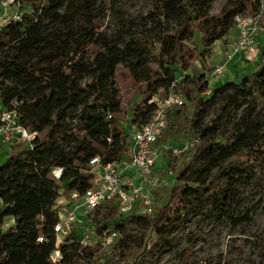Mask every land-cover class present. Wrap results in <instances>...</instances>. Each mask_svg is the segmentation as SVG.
Wrapping results in <instances>:
<instances>
[{
	"label": "trees",
	"instance_id": "obj_1",
	"mask_svg": "<svg viewBox=\"0 0 264 264\" xmlns=\"http://www.w3.org/2000/svg\"><path fill=\"white\" fill-rule=\"evenodd\" d=\"M29 2L33 13L0 32V103L5 110H16L20 124L38 134L32 150L21 149L0 164V264H52L57 199L89 187L86 171L93 157L99 156L104 163L126 157L130 137L121 119L115 79L120 65L135 85L144 84L143 102L133 109L129 126L147 123L154 111L149 103L152 97L167 95L177 85L195 107L190 131L200 134L195 155L202 163L193 176L188 175L189 165L183 166L173 178L167 202L153 217L119 216L116 207L109 205L105 207L109 215L93 219L96 233L102 236L111 223L130 217L149 225L159 238L178 226L192 207L215 195L222 196L221 217H229L234 203L231 188L224 182L216 191L219 181L214 180V170L234 157L242 162L230 171L239 172L240 178L250 182L257 169L264 173V49L249 75L225 82L208 97L201 96L207 89L205 75L186 88L185 73L194 61L205 64L212 47L233 29L235 17L253 14L260 3L232 0L211 15L216 0H155L138 22L146 39L117 34L104 45L94 29L106 11L93 16L95 4L85 0ZM81 20L85 28L79 25ZM83 79L88 81L81 84ZM217 101L218 113L205 127ZM226 112L234 114L228 119L233 132L230 142L221 138L208 145L207 139L219 130ZM219 142L226 144L220 148ZM53 168L62 169L58 182L49 176ZM7 221L12 225L4 229ZM143 245L139 243L134 250L145 254ZM59 251L58 264H78L91 250L80 247L72 235Z\"/></svg>",
	"mask_w": 264,
	"mask_h": 264
},
{
	"label": "rangeland",
	"instance_id": "obj_2",
	"mask_svg": "<svg viewBox=\"0 0 264 264\" xmlns=\"http://www.w3.org/2000/svg\"><path fill=\"white\" fill-rule=\"evenodd\" d=\"M154 1L85 0L88 4H95L92 8L93 16L106 11L103 17L96 22L97 26L94 29L104 40V45H108L110 38L117 34L127 39L142 40L145 38L144 29L138 22L142 21ZM230 2L232 0H216L211 9V15H216L223 6ZM79 25L85 28L82 20ZM198 38L199 35H196L195 44H198ZM219 42L218 48L222 56L225 51L224 46L230 42L229 37ZM156 53L157 51L154 54ZM243 57L247 62L238 61L240 68L248 65L252 60L251 54ZM210 65L208 61L205 64L194 61L189 67L191 73L187 72L186 75L188 76L186 88H192L193 79L202 74L208 79ZM242 70L238 73L240 78L250 74V71ZM115 79L120 89L121 119L129 132L132 111L144 99V84L135 85L121 65L116 68ZM87 81L83 79L81 84ZM223 84L224 82H220L219 86ZM171 93L182 97L183 106L173 109L168 115L167 128L156 144L160 151L156 169L158 177L173 184V178L179 175L183 166L189 165L188 175L193 176L201 166L202 158L195 155L200 149V134L190 131L195 120V107L192 102L186 100L182 89L177 85L175 91ZM218 104L219 101L208 113L204 121L205 127L211 125V120L218 113L220 108ZM233 117L232 112H226L225 120L222 121L219 130L207 139L208 145L216 144L221 138L227 143L230 142L233 132L228 119ZM226 142H219V147H224ZM0 148L1 164L7 160L10 153L5 152V147ZM18 151L20 148H14L11 154ZM240 162L242 161L232 157L226 162H221L214 170V180L219 181L216 191L223 188L224 182H227L231 188L230 193H232L234 203L229 217H221L218 208L221 206L222 196L215 195L212 199L192 207L178 226L167 230L159 238L152 233L149 225L138 222L136 220L138 218H123L117 223H111V226L102 232V236L110 232L116 233L111 243L104 246L97 233L98 239L95 245L89 247L90 254L82 257L78 264H133L134 261H141V264H264V173L257 169L252 180L248 182L244 177H239V172L230 171L235 169ZM169 170L173 176L167 178ZM223 173L225 178L219 180L220 176L223 177ZM157 179L155 186L151 188L154 213L150 217H153L167 202L168 192L172 186L171 183H169L170 186H163L159 178ZM105 207L97 212L96 220L109 215ZM11 225L12 223L7 221L4 229ZM118 226L120 228H117ZM139 243H144L143 249L146 252L143 255L142 252L134 250Z\"/></svg>",
	"mask_w": 264,
	"mask_h": 264
},
{
	"label": "built area",
	"instance_id": "obj_3",
	"mask_svg": "<svg viewBox=\"0 0 264 264\" xmlns=\"http://www.w3.org/2000/svg\"><path fill=\"white\" fill-rule=\"evenodd\" d=\"M256 1L260 3L256 12L235 17V38L227 45L221 62L212 65L207 89L201 96H210L218 81H231L226 78V73L236 56L251 54L260 48L259 36L264 31V0ZM32 13L29 0H0V32ZM149 103L154 106L149 121L140 127H129L130 145L126 157L112 163H104L99 156L93 157L86 171L90 176L89 187L81 193L73 191L68 196L61 195L55 202L57 221L52 227L55 249L49 256L52 264L61 261L59 246L69 236H75L82 248L95 245L98 235L92 222L97 210L105 206L116 207L119 216L150 217L154 213L151 188L155 186L157 178L163 186H170L171 183L158 177L156 162L160 151L156 144L167 128L170 111L181 108L183 100L179 94L169 92L167 95H154ZM37 137L36 132L20 124L16 110H5L0 103V147H5L6 153L11 155L14 148L32 150ZM49 176L58 182L62 169L53 168ZM169 176H173L170 170L167 178ZM115 236V232H110L100 237L105 246ZM37 241L42 243L43 237Z\"/></svg>",
	"mask_w": 264,
	"mask_h": 264
},
{
	"label": "crops",
	"instance_id": "obj_4",
	"mask_svg": "<svg viewBox=\"0 0 264 264\" xmlns=\"http://www.w3.org/2000/svg\"><path fill=\"white\" fill-rule=\"evenodd\" d=\"M236 32L234 29H232L228 35L226 37H229V43H227L224 48L226 51L227 45H230V43L232 42V40L235 38ZM225 37V38H226ZM224 38V39H225ZM224 39H222L221 41H223ZM259 42H260V48L258 50H255L254 52L251 53L252 56V60L250 61V63L246 66H243L242 68H240V65H238V61L242 62H247L246 60H244V55H238L236 56L232 62L230 63V67L228 69V72L226 73V78L230 79L231 81L233 80H237L240 77L238 76L239 71H241V69H243L242 71L248 72V71H252L256 68L257 64L259 63V55L261 53V51L264 48V31L261 33V35L259 36ZM217 45V46H216ZM220 45V42H217L213 47H212V53L213 55L209 58L208 62L211 64L210 67H212V65H216L219 64L222 60V56H221V51L220 48H218ZM214 49V50H213ZM224 51V52H225ZM217 56V57H216ZM255 60V62H254ZM237 61V62H236ZM253 61V62H252ZM187 72L191 73V70L189 69ZM188 73H185V75H187ZM219 81L216 83V86L219 85Z\"/></svg>",
	"mask_w": 264,
	"mask_h": 264
}]
</instances>
